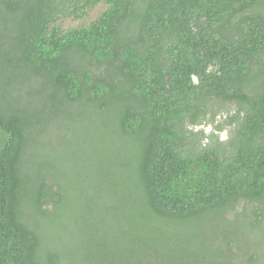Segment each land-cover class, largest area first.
<instances>
[{"label": "trees", "instance_id": "1", "mask_svg": "<svg viewBox=\"0 0 264 264\" xmlns=\"http://www.w3.org/2000/svg\"><path fill=\"white\" fill-rule=\"evenodd\" d=\"M82 121L94 264H264V0H0V264H75Z\"/></svg>", "mask_w": 264, "mask_h": 264}, {"label": "rangeland", "instance_id": "2", "mask_svg": "<svg viewBox=\"0 0 264 264\" xmlns=\"http://www.w3.org/2000/svg\"><path fill=\"white\" fill-rule=\"evenodd\" d=\"M226 116L221 115L216 117V121L214 125H200L195 129L204 128L205 132H213L220 140L226 139L228 134L230 133L229 127L225 125ZM89 122H79L74 125L75 133H73L74 141L79 142L78 145L74 148L72 152V159L71 165L67 170L68 175L71 179L72 184L75 186L73 188V205L70 206V214H69V229H71V242H70V251L73 254L72 260H74L75 264H94L100 261V251L96 249L98 247V237L94 234L91 235L92 229L88 222L89 218H92L93 213L96 215V209L94 208V212L92 211L90 206H87V200L84 199L88 181H86V176L88 173V159L85 152L86 146V132L87 130L84 129L85 126H88ZM216 125V126H215ZM222 125V128L219 130L218 126ZM62 158L65 156L60 155ZM71 197V195H70ZM185 225V226H184ZM164 229V228H163ZM164 230L168 231L169 227H166ZM182 231V235L189 236L190 234H194L197 236L196 239L202 240L205 246L209 247L210 244L216 246V242L214 241L216 235V228L203 225L201 228H195L193 224H183V226L178 227L177 229H173V236H179L180 232ZM258 238L256 239L255 243L259 245L257 242L264 241L261 239V233H257ZM217 238H215L216 240ZM114 243V242H113ZM115 244V243H114ZM113 244V245H114ZM211 245V246H212ZM258 248V247H256ZM199 251V249H195ZM240 252V251H239ZM241 253V252H240Z\"/></svg>", "mask_w": 264, "mask_h": 264}]
</instances>
